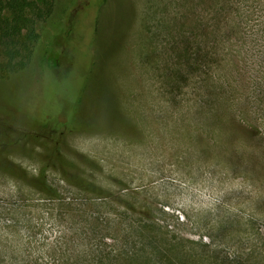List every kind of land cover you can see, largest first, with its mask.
<instances>
[{
    "label": "rangeland",
    "instance_id": "1",
    "mask_svg": "<svg viewBox=\"0 0 264 264\" xmlns=\"http://www.w3.org/2000/svg\"><path fill=\"white\" fill-rule=\"evenodd\" d=\"M94 51L0 85V264H264V0H104Z\"/></svg>",
    "mask_w": 264,
    "mask_h": 264
},
{
    "label": "trees",
    "instance_id": "2",
    "mask_svg": "<svg viewBox=\"0 0 264 264\" xmlns=\"http://www.w3.org/2000/svg\"><path fill=\"white\" fill-rule=\"evenodd\" d=\"M47 1L0 0V85L4 90L13 88L17 82L29 84L32 78L39 77L40 71L44 73L49 69H61L64 74L59 81L64 78L65 84H76L74 79L81 76L84 81L93 66L97 18L104 0H70L66 4L63 31H57L48 41L56 62L34 67L38 46L44 41L37 22L50 17L54 9L53 0ZM78 11H81V17ZM73 14L77 15L76 19L71 17ZM59 85L64 86L61 82ZM78 104L77 98V108ZM31 107L26 114L37 119L34 112H40V109L32 104ZM68 110V103H63L56 112L38 120L61 127L71 123Z\"/></svg>",
    "mask_w": 264,
    "mask_h": 264
}]
</instances>
